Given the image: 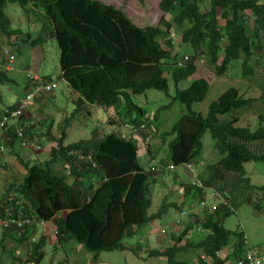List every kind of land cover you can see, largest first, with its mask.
<instances>
[{"label": "trees", "instance_id": "1", "mask_svg": "<svg viewBox=\"0 0 264 264\" xmlns=\"http://www.w3.org/2000/svg\"><path fill=\"white\" fill-rule=\"evenodd\" d=\"M261 1L159 0V10L169 15L171 22L161 18L157 26L139 27L122 11L98 0H0V85L10 87L17 98L14 105L2 110L24 106L20 117L6 131L0 129V169L4 175L3 159L10 155L16 157L25 170L20 183H16L17 179L4 180L7 188L0 196V222L8 224L0 225L2 253L18 264H40L47 237L40 235L35 239V225L50 220H53V246L78 245L92 255L89 264L100 263L98 256L102 252L131 251L138 256L140 250L145 249L146 261L157 257L167 264H190L189 260H176V256L198 247L212 258V264H235L243 253L256 250L247 246L242 231L230 232L223 227L220 219L230 214L223 206L214 208L211 213L203 211L198 217L193 216L191 211H197L199 203L205 199L204 191L194 182L181 184L184 195L180 204L163 200L155 212L149 213L152 187L157 185L158 177L150 175V161L146 165L149 170L139 164L137 152L142 145L138 138L110 133L65 145L64 131L57 140L50 131L51 124L42 131L34 120L26 117L32 103L45 106L51 97L48 96L53 88L51 78L23 71L19 79L11 77L6 67L14 59L13 52L23 53L22 44L41 51L47 41L54 40L58 49L59 79L77 95L66 123L82 112L88 115L86 105H96L104 110L114 107L115 115H120L121 119H132L136 126L145 127L153 124V118L145 115L134 97L148 90L167 95L166 71L175 86L173 99L186 108L185 114L159 135L161 143L168 139L167 165L195 163L202 153L201 139L208 133L213 141L215 160L206 164L210 175L203 185L213 186L212 180L215 184L221 182L216 189L230 196L225 189L227 174L247 184L248 181L242 179L243 165L251 161L264 163V112L258 111L254 129H250V125L236 126L243 116L241 111H257L251 107L260 101L264 103V81L259 85L257 97H243L241 88H228L210 102L205 115L193 111L192 105L205 98L209 89L207 81L192 80L181 90L177 86L190 79L196 72L195 62L203 60L218 76L223 75L232 62L240 61L241 77H252L254 52L261 48L260 38L264 37V3ZM8 4L18 5L25 17L38 22V31L12 29L4 13ZM245 11L251 14L249 26ZM170 29L179 35L178 42ZM174 45L181 50L173 53ZM14 48L18 51H12ZM4 49L7 54L3 53ZM184 54L189 56L188 61L178 65ZM38 86L42 89L38 90ZM45 86L51 89L45 90ZM29 94H32L31 99L23 104ZM112 123L118 125L122 121ZM16 127L23 128L21 138L16 135ZM40 135H43L42 140L38 138ZM32 146H38V152L48 146L47 159L43 162L35 159L28 165L22 155ZM161 165L163 172L164 162ZM258 191L263 199L264 186L258 187ZM258 203H251L257 211L261 209ZM186 204L187 210L182 208ZM169 209L178 215L174 223L186 215L192 219L178 236L168 235L167 225L161 223ZM60 213L64 214L60 216ZM156 226L160 227L157 237H162L160 243L164 247L148 249L123 244L125 239L137 242L138 235ZM196 226L204 231L201 239L194 244L178 245ZM145 228L147 231L143 232ZM230 235L234 241L229 245ZM167 236L176 243L166 246L169 244H166ZM7 242H12L14 247L6 248ZM223 249L227 251L225 260L216 256ZM198 260L199 264H206Z\"/></svg>", "mask_w": 264, "mask_h": 264}, {"label": "rangeland", "instance_id": "2", "mask_svg": "<svg viewBox=\"0 0 264 264\" xmlns=\"http://www.w3.org/2000/svg\"><path fill=\"white\" fill-rule=\"evenodd\" d=\"M98 1L106 5H111L117 10L122 11L133 22V24L139 27L157 26L161 18L171 22L170 16L164 15L159 10V0H142V2H139L138 0ZM203 3V5H207L206 2ZM261 3H264V0H262ZM4 13L7 17H9L8 19L12 29L19 28L26 31L29 30L31 33L32 31L34 32L32 25L33 18L28 19L25 17L18 5L8 4L4 8ZM248 14V11L244 12L245 16H248ZM247 24L248 26L249 24L251 25V21L249 23L247 22ZM170 31L171 34L175 35L174 37L176 38V42H178L179 39L177 36L179 35L176 36L177 32L174 29H170ZM260 39L262 40L261 48L254 52L256 54L254 60L256 61H254V73L252 77H241L242 70L240 67V61L232 62L226 72L221 76L215 75L212 71H210L205 60L195 62V74L190 79L182 81L177 86V88L181 90L186 88L192 80L203 78L207 81L209 86L208 92L202 102L192 105L193 111L205 115L210 102L217 99L230 87H234L238 90L241 88L243 97H257L260 95L259 85H261L264 81V37ZM180 50L177 45L172 47L173 53H177ZM40 54H42V60ZM40 54L37 51L32 53V69L33 71L38 72L37 74L39 76L50 77L53 88L52 92L48 94V96L51 95V97L48 99L45 106L37 103H32L30 105L29 112L32 115L35 126L44 131L45 129L47 130V126L51 124L50 131L57 140L60 138L62 131H64L65 136L63 141L65 145L90 137L100 138L104 134L110 133H115L121 137L130 136L126 126L121 127L120 125H114L112 123L116 122L114 107L104 110L98 106L94 107L93 105H86L88 115L86 111L82 112L66 123L65 119L73 112L74 102L77 99V95L71 93L65 83L59 79L58 49L55 41H47L45 45H43ZM15 55L16 61L19 63H21L26 57V55L24 56L21 52ZM252 61L250 64H252ZM7 68V71L13 70V66L11 64L7 65ZM166 74L167 72L165 71L164 76L167 79L169 88L167 95L155 90H148L144 94L134 97V102L145 110V115L153 118V124L149 127H145L143 131L139 132L136 136L142 145V149L137 152L139 164L147 169L146 165H148L147 163L150 161V167L153 169L150 171V175L158 177L156 179L157 185L152 187L153 196L152 204L148 209L149 213L155 212L163 200H166V202L169 203L176 202L177 204H180L184 195L181 186V184L186 183L184 180H187L190 184H193L191 181H198L203 184L210 175L209 171L206 169V164L215 160L212 154L213 141L211 140L209 134L205 133L201 139L203 149L200 157L195 160V163L177 167V172L179 174L181 173L184 177L183 180L177 177L178 174L175 170H166L164 169L166 167H164L162 172V169L160 168V166H162L161 163L164 162V164L167 165L166 158L168 139L161 143L159 135L162 131L170 129L179 117L186 112L185 106L180 105L173 99L175 86ZM0 92V101L9 104L11 102L10 98L14 97L11 88L7 85H0ZM251 108L257 111H241L240 113L243 114V116L236 126L250 125V129H254L256 127L258 118L257 114L258 111L261 110L264 112V103L260 101L254 104ZM120 120L124 125L127 122L121 118ZM220 120H223V117H220ZM34 138L37 142V137ZM38 138L42 140L43 135L38 136ZM144 139H146V141H144ZM53 144L55 143L53 142ZM145 146L149 148L148 151H146V149L144 150ZM47 148L48 146L38 152L34 146L29 147L26 149L27 153L22 155V159L28 163V165L33 164L35 159L43 162L47 159ZM3 162L5 165L4 171L6 173L2 175L1 170L3 169H0V196L4 192V189L7 188L6 184H4V180L6 178L10 181L17 179L16 183H20L25 175V170H23L18 164L16 157L5 155ZM243 168L245 175L242 176V179L247 180V184L244 183V180L239 179V177H235V175H226L227 179L225 185L227 186H225V189L230 192L231 198L227 199V204L231 205L234 213L223 216L220 220L223 227L230 232L242 231L249 247L264 252V198L261 199V193L258 191V187L264 186V163L251 161L245 163ZM174 180L178 184L175 183ZM212 181L211 185L213 186L210 187L218 188L219 185H222L221 182L215 184ZM217 202L218 204H216ZM251 203L260 204L261 209L259 211L255 210ZM211 206L218 207L221 206V204L218 199L211 198L209 191H206L205 208H210ZM182 208L187 210V204L182 205ZM199 210L200 212L206 211L202 208ZM191 212H193V216H197V211L195 209ZM63 214L64 213H60V216ZM180 216H182V214H180ZM177 218V213L171 209H169L162 217L161 223L167 225L168 235L174 234L175 236H178V234L183 232L184 227L187 226L190 220H192L186 215V218L182 217L181 221L174 223L173 221ZM52 221L53 220H50L48 222L35 225V239H38L40 235H45L47 237L43 248L44 258L40 264H62L63 262L64 264H89L91 262L92 255L85 252L80 246L73 243L62 247L59 245L53 246L54 239L52 237ZM161 223L159 222V225H161ZM156 227L157 228L154 230L149 229L147 233L138 235L137 242H135V239H125L123 240V244L127 246L130 245V247L133 245L140 248L145 247L148 249H160V246L164 245L160 243V238L162 239V237H157V234L161 231L159 230L160 227ZM145 231H147L146 228L143 232ZM200 235V233H196L194 227L192 228V231L185 234L178 245L182 246L183 244L192 241L197 242L201 239ZM167 241L168 242H166V244H169L166 246H171L175 242L168 236ZM233 241L234 237L230 235L229 245L232 244ZM7 243L8 244L5 246L6 248L14 247L12 242ZM24 247V245H21L20 248L24 249ZM201 250L202 249L198 247L194 249V251L189 250V252H184L182 254L178 253L176 260H189L190 264H194V261L192 260L194 258L196 259L195 255L199 254ZM14 251L15 256H17L18 250L16 247ZM146 252L147 249L140 250L138 256H134L131 251L102 252L98 256V260L101 261L98 264H166L164 260L157 257H152L150 260L146 261V258L143 257V254ZM223 252L224 251H222V253ZM222 253H220V256H222ZM205 261L209 260L205 259ZM0 264H18V262L11 260L9 255L2 253V250L0 249ZM195 264L199 263L195 262Z\"/></svg>", "mask_w": 264, "mask_h": 264}, {"label": "built area", "instance_id": "3", "mask_svg": "<svg viewBox=\"0 0 264 264\" xmlns=\"http://www.w3.org/2000/svg\"><path fill=\"white\" fill-rule=\"evenodd\" d=\"M3 53L4 54H7V50H3ZM188 60V57L187 56H183L181 60H179L178 62V65H181L184 61H187ZM35 80H37L36 77H33ZM38 90L42 89L41 86H38L37 88ZM51 87L50 86H45V90H50ZM32 97V94H29L25 100L23 101V104H26L29 99H31ZM23 105H20L16 110H7V109H4L0 112V129L3 130V131H6L8 126L13 124V122L18 119L23 111ZM23 128H17L16 127V135L21 138L22 135H23V131H22ZM139 129H143V125H141L139 127ZM139 129H136L133 125H130L129 126V130L133 133H136ZM35 149H39L38 146L35 147ZM173 167L170 165L169 166V169H172ZM197 187H200L199 184H197ZM209 195L211 198L213 199H218L219 203L221 205H224V206H228L229 207V204H227V194L226 192H217L213 189H209ZM200 206H203L204 205V202H201L199 203ZM198 215V214H197ZM8 224L7 221H4V222H0V225L2 226H6ZM236 264H264V254L260 255L254 251H247L243 258L238 260L236 262Z\"/></svg>", "mask_w": 264, "mask_h": 264}, {"label": "crops", "instance_id": "4", "mask_svg": "<svg viewBox=\"0 0 264 264\" xmlns=\"http://www.w3.org/2000/svg\"><path fill=\"white\" fill-rule=\"evenodd\" d=\"M248 16H249V14H248ZM9 18V17H8ZM249 19H251V17L249 18ZM251 21V20H250ZM32 25H33V30H34V32H36V31H38V28H39V23L38 22H32ZM33 32V31H32ZM18 40V39H17ZM28 45H25V44H22V46H21V48L20 49H22V52H23V54H24V56L26 55V57L28 58L27 60L26 59H24L21 63H19V62H17L16 61V55H15V53L13 54L14 55V59H13V61H12V63H8V65L9 64H11L12 66H13V70H9V75L11 76V77H16V78H19V79H21L20 77H22V72L24 71H27V72H30V73H33L35 76H37L38 77V72H35V71H33V69H32V61H31V55H32V53H34V52H38L39 54H40V51L39 50H37V48H31V49H29L28 47H27ZM13 50H16V48H14ZM28 50V51H27ZM16 51H18V50H16ZM27 52V53H26ZM41 55V54H40ZM41 60H42V56H41ZM7 68V67H6ZM27 69V70H26ZM59 69V68H58ZM7 70H8V68H7ZM60 74V73H59ZM18 79V80H19ZM61 80V79H60ZM62 81V80H61ZM0 95H1V92H0ZM13 98H10V100H11V102L9 103V104H7V103H3L2 101H0V103H1V106H0V112L2 111V109L3 108H5L6 106H10V105H14L15 103H16V101H17V98H16V96L13 94ZM94 107L96 106V105H93ZM116 116V122L118 123L119 121H120V115H115ZM26 117H28L29 119H31V120H33V118H32V115H31V113L29 112V109L27 108V110H26ZM118 125H120L121 127H123V125H122V123H118ZM151 168V167H150ZM151 170H153V169H151ZM150 170V171H151ZM175 171H176V173L178 174L177 175V177H179L180 179H182L183 180V175L180 173H178L177 171V168L175 169ZM179 178H177V179H179ZM185 182H187V180H184ZM215 182V181H214ZM177 183V182H176ZM178 184V183H177ZM176 184V185H177ZM193 242V244H194V241H192ZM160 247H162V246H160ZM164 247V246H163ZM221 253H222V251H221ZM200 254L202 255L203 253H202V250H201V252L198 254V256L200 257ZM226 254V251H224L223 253H222V256H221V258L222 257H224L223 255H225ZM204 255V254H203ZM199 257H197L196 256V259L194 260H192V261H194V264H195V262L196 263H199V260H198V258ZM206 262V261H205ZM167 264V263H166Z\"/></svg>", "mask_w": 264, "mask_h": 264}, {"label": "clouds", "instance_id": "5", "mask_svg": "<svg viewBox=\"0 0 264 264\" xmlns=\"http://www.w3.org/2000/svg\"><path fill=\"white\" fill-rule=\"evenodd\" d=\"M250 16H251V14H250V12H249V18H250ZM248 18V20H251V19H249ZM250 22V21H249ZM183 56H187L188 57V59H189V56L187 55V54H184ZM182 56V57H183ZM182 59V58H181ZM180 59V60H181ZM188 61V60H187ZM179 62V61H178ZM185 62V61H184ZM183 62V63H184ZM198 62H200V61H198ZM182 63V64H183ZM122 125L123 126H126L127 127V131H128V133L130 134V136H134L135 138H136V136L139 134V132H141V131H143V129L145 128V126L143 125V124H141V125H143V129H139V127L141 126V125H139V126H136L135 124H133V122H132V119H129L127 122H126V124L124 125L123 123H122ZM130 125H133L136 129H139L136 133H133V132H131L130 130H129V126ZM147 139V138H146ZM146 139H144V141H146ZM35 148V147H34ZM145 148H146V146H145ZM169 166L170 165H165V169L166 170H175L177 167H175V166H173V165H171L173 168L172 169H169ZM180 166H182V165H180ZM191 182H194V184H195V186L197 187V184H199L200 185V187H197V188H201L203 191H204V198H205V196H206V191H209V189H216V188H213V187H206V186H204L203 184H201V183H199L198 181L197 182H195V181H191ZM189 183V182H188ZM215 191H217V192H220V190H215ZM230 198V196H227V199H229ZM231 199V198H230ZM204 205L203 206H200V208H202V209H205L206 211H208V213H211L213 210H214V208H216V207H214V206H211L210 208H205V199H204ZM216 204H218V202L216 203ZM221 206H223L224 208H226L227 209V211L229 212V213H234L233 212V209H232V207H231V205H229V207L228 206H224V205H221ZM219 207V206H218ZM199 208V209H200ZM197 210V214L199 215V213H201L200 212V210ZM197 215V216H198ZM192 222V221H191ZM185 228V227H184ZM195 231H196V233H200L201 235L203 234V232L204 231H202V228H200L199 226L197 227L196 226V228H195ZM200 235V236H201ZM244 240H245V238H244ZM245 243L247 244V242H246V240H245ZM247 246H248V244H247ZM229 248L231 249V247L229 246ZM221 251H226V249H223V250H220V251H218L217 253H216V256L219 258V259H221V260H225V257H226V255H227V251H226V254H225V256L223 257V258H221V256H220V253H221ZM248 251H254V252H256V253H258V254H260V255H262V254H264V252H261V251H259V250H248ZM203 254L201 255L200 254V259L201 260H203L204 262H205V259H207V260H209V261H206L205 263L206 264H212V258L210 257V256H207L206 254H205V252H202ZM244 254L245 253H243V255H241L236 261H235V264H236V262L238 261V260H240V259H242L243 258V256H244ZM225 264H230V263H225Z\"/></svg>", "mask_w": 264, "mask_h": 264}]
</instances>
